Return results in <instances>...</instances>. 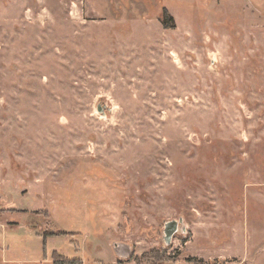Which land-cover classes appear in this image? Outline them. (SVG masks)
I'll return each instance as SVG.
<instances>
[{"label":"rangeland","instance_id":"obj_1","mask_svg":"<svg viewBox=\"0 0 264 264\" xmlns=\"http://www.w3.org/2000/svg\"><path fill=\"white\" fill-rule=\"evenodd\" d=\"M0 264H264V0H0Z\"/></svg>","mask_w":264,"mask_h":264},{"label":"water","instance_id":"obj_2","mask_svg":"<svg viewBox=\"0 0 264 264\" xmlns=\"http://www.w3.org/2000/svg\"><path fill=\"white\" fill-rule=\"evenodd\" d=\"M98 109L100 112L104 113L106 108L102 106L101 104L98 106ZM178 231H181L183 233L186 232V224L184 223L183 218L172 219L168 220L165 223V229H164V240L167 244H171L174 234Z\"/></svg>","mask_w":264,"mask_h":264},{"label":"trees","instance_id":"obj_3","mask_svg":"<svg viewBox=\"0 0 264 264\" xmlns=\"http://www.w3.org/2000/svg\"><path fill=\"white\" fill-rule=\"evenodd\" d=\"M167 14V10L165 9V11H164V15H166ZM169 18V20H171L172 21V17H168ZM166 22V25L167 26H169L168 24H167V19L166 18H164V23ZM54 235H59V233H53Z\"/></svg>","mask_w":264,"mask_h":264}]
</instances>
